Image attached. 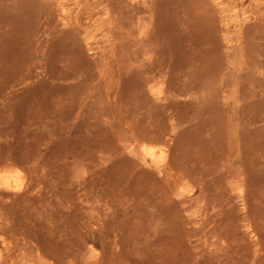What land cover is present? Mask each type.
Returning <instances> with one entry per match:
<instances>
[{
  "label": "rangeland",
  "instance_id": "rangeland-1",
  "mask_svg": "<svg viewBox=\"0 0 264 264\" xmlns=\"http://www.w3.org/2000/svg\"><path fill=\"white\" fill-rule=\"evenodd\" d=\"M0 264H264V0H0Z\"/></svg>",
  "mask_w": 264,
  "mask_h": 264
}]
</instances>
